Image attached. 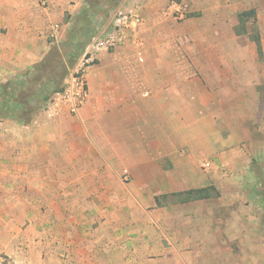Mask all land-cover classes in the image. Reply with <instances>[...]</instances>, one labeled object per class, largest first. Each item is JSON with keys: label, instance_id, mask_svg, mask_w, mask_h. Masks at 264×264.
<instances>
[{"label": "crops", "instance_id": "1", "mask_svg": "<svg viewBox=\"0 0 264 264\" xmlns=\"http://www.w3.org/2000/svg\"><path fill=\"white\" fill-rule=\"evenodd\" d=\"M44 1L0 0L2 93L31 76L51 52L53 27L62 37L67 12L84 4ZM161 1L143 2L131 37L99 54L78 115L51 101L26 123L0 116V253L13 264H197L201 257L232 264L244 251L264 256V218L215 217L214 202L188 203L206 205L194 214L186 203L155 200L190 189V164L205 158L193 149L196 139L180 138L178 90L155 84L180 76L162 68L164 43L153 37ZM222 150L218 160L235 158L243 181L246 154ZM261 171L251 178H264Z\"/></svg>", "mask_w": 264, "mask_h": 264}, {"label": "rangeland", "instance_id": "2", "mask_svg": "<svg viewBox=\"0 0 264 264\" xmlns=\"http://www.w3.org/2000/svg\"><path fill=\"white\" fill-rule=\"evenodd\" d=\"M125 1L84 0V4L81 2V5H77L75 11L67 12V30L64 35L60 30L62 37L59 35L58 40L50 38L54 42L49 54L55 58L54 69H61L75 46L88 39L86 33L89 29H96L97 25L106 23L119 10H136L140 14L142 3L146 2ZM161 2L163 22L159 25L161 30L153 37L164 43L159 49L162 51L159 57L162 68L180 73V76L177 80H164L155 84H172L173 91L178 90L181 101L180 138L186 142L196 139L197 147L193 149L205 156L200 161L191 162V176L186 178L191 188L181 192L199 188L214 189L211 198L188 201V207L184 208H192L186 209V212L196 214L197 211L206 212L203 203L214 202L212 215L215 217L264 218V178H251L254 169L261 168L264 173V0ZM175 2L186 8L183 19L176 18L169 10ZM242 14H246L243 18L246 22L241 21ZM243 24L246 33L239 35L237 32L241 31L239 27ZM257 40L260 41L261 51ZM57 74H60V70ZM5 86H8L7 82L2 87ZM34 87V92L30 93L39 94L40 91ZM1 90L0 87V94ZM20 94H23L22 91L15 95ZM53 96L47 103H38L35 107L37 114L47 111ZM26 119L29 117L26 116ZM222 146H227L228 151H235V154L237 149L239 153L246 154L244 170L247 177L243 181L240 179L241 173L237 171L241 167L235 158L231 159L227 155L223 162L218 160L219 152L223 151ZM203 182H206L205 187H200ZM177 193L159 195L155 200L159 207L185 204L178 201ZM221 200L230 204L223 205ZM197 201H203L198 203V209L188 205ZM229 206L231 208L225 211L223 207ZM245 227L249 231L252 225ZM244 253L248 251L231 258L230 263L264 264L263 255L250 256ZM219 261L221 258H197V264H219Z\"/></svg>", "mask_w": 264, "mask_h": 264}, {"label": "built area", "instance_id": "3", "mask_svg": "<svg viewBox=\"0 0 264 264\" xmlns=\"http://www.w3.org/2000/svg\"><path fill=\"white\" fill-rule=\"evenodd\" d=\"M42 4L46 6L44 0H42ZM169 10L178 19H183L186 16V8L176 2L171 4ZM141 21L139 12L124 9L113 14L106 23L97 26L77 57L69 78L65 81L64 90L54 94L52 102L66 106L71 115H78L81 107L89 99L86 76L90 67L96 64L100 53L124 44L131 37L132 29ZM53 31L51 38L58 40L59 25H55ZM206 166L208 167V164ZM0 264H13V262L9 257L0 254Z\"/></svg>", "mask_w": 264, "mask_h": 264}, {"label": "trees", "instance_id": "4", "mask_svg": "<svg viewBox=\"0 0 264 264\" xmlns=\"http://www.w3.org/2000/svg\"><path fill=\"white\" fill-rule=\"evenodd\" d=\"M245 16L246 14H242L241 21L246 22L245 20H243ZM239 28L241 29V31L239 30L237 32L239 35L246 33V27L244 26V24L241 25ZM94 31V27L87 31L86 34L88 35V39H86V41H84L83 43L81 42L82 44H79V46H75V48L69 54L70 56L66 60L67 62L62 65L61 69H59V67H56V69H54L53 62L55 58H53V56L51 55L47 56L42 62H40L36 66L35 70L31 73V76L28 79L20 83L14 84L16 90H12L10 92L4 91L2 94H0V100H2L4 106V110L0 109V116L3 113V115L9 116L13 119L19 121L23 120L22 122L25 123L29 122L37 114V110L35 109V107L38 106V103L40 101L47 103L51 95L63 91L64 81L69 76L70 70L72 69L77 57L88 43ZM257 43L260 48V41L257 40ZM259 50L261 51V48ZM59 70L60 74H57ZM33 87L40 91L39 94L30 93L32 91L34 92ZM49 88L50 91H47V89ZM19 91H22L23 94L16 96L15 94ZM44 92H46V94H43ZM26 116H28L29 119H26ZM211 191H214V189H191L186 192H179L176 194V196L179 202L186 203L188 201L211 198Z\"/></svg>", "mask_w": 264, "mask_h": 264}]
</instances>
